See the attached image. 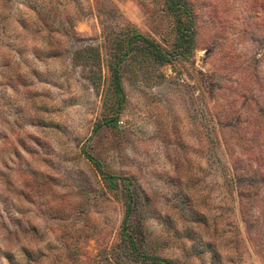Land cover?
I'll return each mask as SVG.
<instances>
[{
  "label": "rangeland",
  "instance_id": "obj_1",
  "mask_svg": "<svg viewBox=\"0 0 264 264\" xmlns=\"http://www.w3.org/2000/svg\"><path fill=\"white\" fill-rule=\"evenodd\" d=\"M183 1L0 0V264H264V0Z\"/></svg>",
  "mask_w": 264,
  "mask_h": 264
},
{
  "label": "trees",
  "instance_id": "obj_2",
  "mask_svg": "<svg viewBox=\"0 0 264 264\" xmlns=\"http://www.w3.org/2000/svg\"><path fill=\"white\" fill-rule=\"evenodd\" d=\"M169 5L171 9H174L175 11H178L180 8H185L184 10L186 13H189L188 6L186 3H184L183 0H168ZM187 6V7H186ZM192 18L191 16H189ZM191 20V19H190ZM191 22V21H190ZM189 26V25H188ZM191 25L189 27H186V30H181V47L184 48L185 44H188L192 39H190V29ZM130 38L139 41L140 43L144 44L143 45V50L135 52V49L132 47V43H128L125 41V37L120 36L118 39V42L116 44L117 49L116 52L113 53L110 58H109V70L112 74V80L110 83V88L113 91L114 96L109 97L112 98L113 100L111 101V104L108 106L109 108V113L107 112L105 114V118L102 120L101 127L105 126L109 129H115L117 127L118 121L116 120L117 115H119V112L123 106L124 103V98H123V91H122V83H121V66L126 58L129 56L132 57L135 55V57H138L137 54H140V57H151L155 61L161 64L169 63V55H166V53L163 52V50L160 48V46L152 41H149L147 39H144L142 36L138 34H134L130 36ZM127 39V38H126ZM133 40V41H134ZM142 53V54H141ZM89 159L95 164L96 167H98L99 172L103 176V178L109 182L112 186L115 185V181L118 180V177H116L114 174L106 172L102 169V165L100 162H98L94 157L90 156L89 154L87 155ZM128 188V187H127ZM128 191V189H127ZM130 194V193H129ZM133 199L131 196H129V205H128V216H130V213L132 211L133 207ZM126 221H128V217ZM131 247H132V253H136L137 249L134 244V242L131 240ZM153 264H169L167 261L160 259V258H154L153 259Z\"/></svg>",
  "mask_w": 264,
  "mask_h": 264
}]
</instances>
